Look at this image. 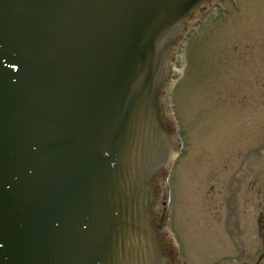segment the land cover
Returning a JSON list of instances; mask_svg holds the SVG:
<instances>
[{
	"label": "water",
	"instance_id": "water-1",
	"mask_svg": "<svg viewBox=\"0 0 264 264\" xmlns=\"http://www.w3.org/2000/svg\"><path fill=\"white\" fill-rule=\"evenodd\" d=\"M200 0H0V264H170L157 93Z\"/></svg>",
	"mask_w": 264,
	"mask_h": 264
},
{
	"label": "rangeland",
	"instance_id": "rangeland-1",
	"mask_svg": "<svg viewBox=\"0 0 264 264\" xmlns=\"http://www.w3.org/2000/svg\"><path fill=\"white\" fill-rule=\"evenodd\" d=\"M156 121L171 148L152 184L166 256L231 263L236 235H254L264 215V0L192 6L157 93Z\"/></svg>",
	"mask_w": 264,
	"mask_h": 264
},
{
	"label": "flooded vegetation",
	"instance_id": "flooded-vegetation-1",
	"mask_svg": "<svg viewBox=\"0 0 264 264\" xmlns=\"http://www.w3.org/2000/svg\"><path fill=\"white\" fill-rule=\"evenodd\" d=\"M264 189V179H263ZM264 215L256 216L254 227L255 234L249 237H244V233L240 231L234 242L232 243L231 263L229 264H264ZM242 233V234H241ZM252 236L257 238V241L252 240ZM252 240V241H251ZM251 241V242H250ZM170 264H173V257H167Z\"/></svg>",
	"mask_w": 264,
	"mask_h": 264
},
{
	"label": "bare ground",
	"instance_id": "bare-ground-1",
	"mask_svg": "<svg viewBox=\"0 0 264 264\" xmlns=\"http://www.w3.org/2000/svg\"><path fill=\"white\" fill-rule=\"evenodd\" d=\"M175 154V153H174ZM172 156H173V154H172Z\"/></svg>",
	"mask_w": 264,
	"mask_h": 264
}]
</instances>
